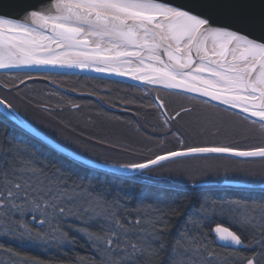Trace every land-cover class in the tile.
Returning <instances> with one entry per match:
<instances>
[{"label": "snow or ice", "instance_id": "obj_1", "mask_svg": "<svg viewBox=\"0 0 264 264\" xmlns=\"http://www.w3.org/2000/svg\"><path fill=\"white\" fill-rule=\"evenodd\" d=\"M64 69L118 77L117 89L132 82L136 94L80 93L108 106L88 122L123 125L86 136L108 155L68 151L22 115L37 81H47L41 111H81L75 86L54 78ZM0 73V264H264V172L217 184L178 167L185 179L135 187L186 160L264 161V0H0ZM185 116L197 134L223 138L191 142L175 127ZM232 124L261 143L237 145ZM228 187L239 192L218 194ZM30 249L57 258L22 254Z\"/></svg>", "mask_w": 264, "mask_h": 264}, {"label": "trees", "instance_id": "obj_2", "mask_svg": "<svg viewBox=\"0 0 264 264\" xmlns=\"http://www.w3.org/2000/svg\"><path fill=\"white\" fill-rule=\"evenodd\" d=\"M36 74V73H34ZM3 73H0V80L5 79ZM59 82H61V86L63 89L70 91L74 86L77 89L76 92H71V97L77 102L82 104V109L80 112H73L67 108L63 112L59 110H54L51 113L43 112L36 105L44 102L47 97L44 96V89L47 85V81H37V82H29L31 87L24 89V94H27L28 98L32 100L31 103L27 101L19 102V107L22 115H24L32 124H34L37 128L60 142L61 144L82 153L85 156H89L90 154H101L108 155V153L101 152L100 149L93 147L91 142L86 140V136L88 134L96 135V136H111L113 132L123 127L121 124H108L96 121L94 123H90L89 117L95 118L96 113L100 110L108 109V106H104V109H98L96 103L94 102V98H89L86 95L81 96V92L91 91L92 88L103 89L105 87H109L113 89V98H115L117 91L119 90V94L123 95L125 93L128 94H136L134 89H129L127 85L129 83L122 82L117 89V85L112 84V79L100 78V77H91L86 75H76V74H66L57 75L54 77ZM48 87H51L48 85ZM92 99L93 102L90 103L89 100ZM56 99L53 98L50 103L55 104ZM151 109H142L141 111L145 112ZM111 112L115 113L120 117H123L125 121L130 120L128 115L130 112H121L117 109H110ZM235 118V117H233ZM139 119V117H136ZM140 120V119H139ZM5 118L2 114H0V125H3ZM61 121L65 123L70 122V127H64L61 124ZM231 126L233 130H236V133L240 138H256L255 135H250L246 129L239 125ZM75 129V130H73ZM8 130L10 132H16L17 129L13 127L11 123L8 124ZM83 133L81 135L80 133ZM254 134V133H253ZM159 135V134H158ZM248 140V139H247ZM169 146H173L174 142L169 141ZM171 181L167 179H156L152 177H138L135 187L137 190L151 188L153 190H157L167 185L171 184ZM207 190V189H206ZM218 194H223L224 192H233L238 193L239 189L235 187L221 188L218 189ZM5 242V241H1ZM83 244V241H81ZM24 255L36 256L42 260H55L57 257L51 251H43L42 249H30L24 250L22 252Z\"/></svg>", "mask_w": 264, "mask_h": 264}, {"label": "rangeland", "instance_id": "obj_3", "mask_svg": "<svg viewBox=\"0 0 264 264\" xmlns=\"http://www.w3.org/2000/svg\"><path fill=\"white\" fill-rule=\"evenodd\" d=\"M180 103L188 104L186 99L179 98V101L174 107H176ZM195 103V102H193ZM203 107V106H201ZM209 111H213V109L209 108ZM144 111H142L143 113ZM145 112L151 113L148 115V119L151 120L153 123H157L155 119H153V114L155 113L154 109L148 110ZM131 113V112H130ZM141 123H144V116H138ZM128 118L133 119L132 113L128 115ZM235 120V118H232ZM183 127L181 128L180 132L185 135V138L190 140L191 142H199L202 140H212V139H222L223 137H212L211 135H199L197 131H195L191 125L190 118L185 116L180 119ZM233 126V124L231 125ZM234 126H236L234 124ZM161 127L158 124L156 133L160 134ZM250 135H255L256 138L249 139V138H240L236 133V130L230 128L228 135L232 141H235L237 145L241 147H245L247 145H255L261 143V140L256 133L249 132ZM189 137V138H188ZM248 139V140H247ZM172 142L175 143L174 140L170 138ZM170 144V143H169ZM170 147V146H169ZM114 155V154H113ZM212 166L210 169H206V166ZM178 167H184L192 171L198 178L201 177L205 170L210 171L211 175L203 176L206 182L212 183H221L225 178V173L227 174V178L231 179L232 181L238 182H247L251 179L259 180L260 173L264 172V161H260L259 159L249 160V161H238L236 159H227V158H218L212 157L207 160L204 159H197V160H186L182 163V165H165L164 168L157 169L156 171L147 173V176L154 177V178H164L168 181L175 182L177 180L185 179V177H181L176 175L175 170ZM254 174V175H249ZM2 240H0L1 242ZM44 251V250H43Z\"/></svg>", "mask_w": 264, "mask_h": 264}, {"label": "water", "instance_id": "obj_4", "mask_svg": "<svg viewBox=\"0 0 264 264\" xmlns=\"http://www.w3.org/2000/svg\"><path fill=\"white\" fill-rule=\"evenodd\" d=\"M55 71H57V72H63V73H67V74H78V75H86V76H94V77H100V78H107V77H101V75L100 74H97V73H81V72H79V70H68V69H64V70H55ZM107 79H113V80H118V79H120V78H118V77H112V78H107ZM124 82H127V83H132V82H130V81H124ZM36 127V126H35ZM40 130V129H39ZM41 131V130H40ZM43 134H45V135H47L46 133H44L43 131H41ZM47 136H49V135H47ZM49 138H51L50 136H49ZM51 139H53V138H51ZM55 142H57V143H59L58 141H56L55 139H53ZM61 144V143H60ZM62 146H64L63 144H61ZM68 151H73L72 149H70V148H68V147H66V146H64ZM85 158H87L86 156H85ZM235 184H237V185H239V184H243L244 182H238V181H233Z\"/></svg>", "mask_w": 264, "mask_h": 264}, {"label": "flooded vegetation", "instance_id": "obj_5", "mask_svg": "<svg viewBox=\"0 0 264 264\" xmlns=\"http://www.w3.org/2000/svg\"><path fill=\"white\" fill-rule=\"evenodd\" d=\"M169 100L172 102V106L174 107L173 103L179 101V97L170 96V97H169ZM106 106H107V105H106ZM182 125H183V124H182L181 121L179 120V122L175 125V127L181 130Z\"/></svg>", "mask_w": 264, "mask_h": 264}, {"label": "bare ground", "instance_id": "obj_6", "mask_svg": "<svg viewBox=\"0 0 264 264\" xmlns=\"http://www.w3.org/2000/svg\"><path fill=\"white\" fill-rule=\"evenodd\" d=\"M77 75V74H76ZM91 77H94V76H91ZM178 103V101L177 102H175V103H173V105H176ZM182 127H183V125H182ZM189 138V137H188ZM145 177V176H144ZM156 179H162V178H156ZM172 182V181H171ZM172 183H174V182H172ZM217 184H221V183H217Z\"/></svg>", "mask_w": 264, "mask_h": 264}]
</instances>
